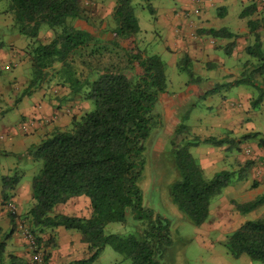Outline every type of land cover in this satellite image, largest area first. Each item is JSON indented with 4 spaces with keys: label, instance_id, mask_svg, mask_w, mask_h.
<instances>
[{
    "label": "trees",
    "instance_id": "obj_1",
    "mask_svg": "<svg viewBox=\"0 0 264 264\" xmlns=\"http://www.w3.org/2000/svg\"><path fill=\"white\" fill-rule=\"evenodd\" d=\"M6 1L17 32L27 38L24 53L30 78L18 98L35 89L47 70L56 69L57 64L60 77L65 71L59 82L68 83L72 93H80L93 106L78 117L72 116L68 129L57 130L28 149L37 169L29 181L32 204L23 216L27 229L37 245L42 242L38 234L58 226L78 232L88 255L75 264H89L104 245L129 264H161L162 252L170 244L169 220L141 205L138 180L144 162V139L154 118L153 108L166 88L164 62L157 54H147L136 46L127 51L88 32L86 25L92 23V17L80 0ZM131 1L114 0L111 11L113 31L122 39L134 37L138 31ZM253 14L256 16L246 20L253 39L244 52L259 62L247 75L234 81V84L251 83L257 89V95L250 100L251 107L259 104L264 92L250 80L253 75L264 80V54L258 36V29H264V6L258 10L250 3L238 14L241 18ZM78 23L85 25V29L79 28ZM41 24L52 32L47 42L37 38ZM204 32L213 37L235 36L222 28ZM134 63L139 67L138 74L134 73ZM66 72L71 74L67 76ZM76 73L78 77L73 78ZM177 128L169 150L176 177L168 185V195L177 210L197 227L206 220L211 201L233 180L242 179L252 161H244L237 170H218L206 176L189 148L200 144L221 146L229 140L211 136L177 140L176 134L188 132V127L180 124ZM249 140L264 149V135L249 131L238 137V142ZM12 173L0 176L3 205L8 203L21 176ZM257 184L253 180L250 187ZM78 196L88 199L87 217L52 212L56 204ZM263 202L264 192L247 202L231 201L239 214ZM8 215L11 221L16 217L11 212ZM127 215L137 221L133 230L104 233L105 224L124 223ZM52 241V237L47 238L44 244ZM221 243L225 253L233 258L246 254L253 262L264 264V217L244 220L227 232ZM41 253L42 261L46 262L48 252Z\"/></svg>",
    "mask_w": 264,
    "mask_h": 264
},
{
    "label": "crops",
    "instance_id": "obj_2",
    "mask_svg": "<svg viewBox=\"0 0 264 264\" xmlns=\"http://www.w3.org/2000/svg\"><path fill=\"white\" fill-rule=\"evenodd\" d=\"M173 1L176 3L171 8H161L159 6L149 8L155 23L154 33L162 39L160 51L164 53L166 59L163 60L161 58V52L160 54L159 52L153 53L161 58L165 66L170 62L176 69L179 66V60L182 58L187 60L198 75L197 78L190 77L189 81L184 84L185 88L190 90L189 94H185L187 96L196 95L203 97V101L206 103L205 107L209 109L208 99L212 97L215 93L214 91L220 86V83L217 82L218 80H225L223 85L229 88L230 86L232 87L235 80L242 77V75L235 77L232 75V63L224 64V60L222 61L218 51H222L226 56L237 58L241 51L244 50V47L252 42L245 17L241 18L238 14L243 7L250 3H254L259 10L264 6V0ZM113 5L114 0L106 6L92 0L91 7L87 11L88 15L92 17V23H87L86 28L88 32L102 41L123 49L124 46L121 41L125 39L120 38L113 31L114 22L111 19ZM237 5H239V10L233 14V10ZM252 16L249 18H253ZM78 25L79 28H84L85 26L82 23H78ZM209 28L226 29V31L233 33L235 36L213 37L204 32ZM0 29L3 33L5 27H0ZM258 32L263 31L258 29ZM12 36L18 40L20 34L12 33ZM131 39L133 41L132 46L137 47L135 36L131 37ZM0 42H2V38H0ZM259 42L264 46V33H261ZM14 43V40L9 43L11 47L0 43V106L5 101L8 103L9 109L14 111L16 116L15 121L19 124V131L16 132L12 127H6L3 131H0V153L6 155L15 152L20 154L22 160L15 163L12 162L13 160L5 158L0 164V176L9 175V173L14 171L21 175L12 190V195L9 197L12 205H14L15 214L20 215L25 213L32 204L29 179L37 169V164L27 154L28 149L57 130L67 129L68 125H70V118L72 116L78 117L87 111L90 107V102L83 99L80 93H72L67 84L58 82V78H53L50 73H46L42 82L29 94L20 98L18 96L8 99L6 91H11L10 87L12 85H4V78L18 81V83L15 82L17 84L13 94H16L17 90L24 88L30 78L27 70L22 66L24 61L28 63L27 56L23 57V47L27 43V38L21 39L18 45ZM145 49L141 48L147 54H153ZM217 68L223 70L221 76L216 74ZM5 71L13 73L8 77L4 74ZM134 73H137L136 69ZM165 76V92L159 95L156 102V105L158 103L162 105L161 111L162 109L167 111L163 118L164 122L169 120V118H173L181 100L186 97L181 92L178 94L169 93L166 67ZM241 84L244 83H239L235 86L238 87ZM4 89L6 90L4 91ZM240 94L241 102H236V104L232 105V108H227L223 99L218 102L214 100V103H217L216 116L209 125L210 128L219 129L216 138L225 137L228 139L227 147L233 145L238 154L223 156L219 149L215 148L221 146H210L208 144L193 146L195 154L191 155L197 160L206 176H210L218 170H237L243 165L244 161L255 160V155L258 156L256 157L257 159L264 156V149L257 147L254 141L238 142V137L241 134L253 131L248 110L252 99L251 94L248 91H241ZM3 111L2 107H0V117L5 115ZM25 122L31 123V126L23 131L20 126ZM246 147L250 149L249 155L243 154V149ZM226 151L230 150L226 149ZM261 162H264L263 157H261ZM259 164L261 163L255 162L254 165L258 166ZM262 167H264V164H262ZM252 169L249 166L247 172L245 170L243 174V178L245 177L246 180L243 192L245 193V199L248 200L239 202L235 196L224 194L222 191L221 195L211 201L206 220L198 226L200 230L205 229V234L209 231L219 233L216 240H220V243L227 232L234 229L244 220L251 219L244 218L242 214L235 211L231 201L238 203L247 202L264 192V184L258 183L256 186L250 187L253 180H258L254 177V170ZM62 207L65 210L59 209ZM66 207L70 209L66 210ZM257 207H260V211L255 214L256 217L257 215H264V202ZM52 212L87 217L90 212L88 199L84 196L69 198L65 203L56 204ZM237 219L239 220L235 226L229 230L221 231L225 228V225L230 226ZM15 223V219L13 221L9 219L8 212L0 202V243L3 245V249L0 251V264H31L30 256L33 249L29 248L27 241L17 229ZM38 235L41 237L42 242L38 245L35 242V248L41 256L43 250L49 254L47 261L43 262V264H75L76 260L87 256L84 255L86 253V245L81 242L79 233L76 231L70 232V230L58 226ZM50 237L53 238L54 242L44 244V241ZM253 264L258 263L254 262Z\"/></svg>",
    "mask_w": 264,
    "mask_h": 264
},
{
    "label": "rangeland",
    "instance_id": "obj_3",
    "mask_svg": "<svg viewBox=\"0 0 264 264\" xmlns=\"http://www.w3.org/2000/svg\"><path fill=\"white\" fill-rule=\"evenodd\" d=\"M95 1L106 6L113 0ZM80 2L86 7L87 11L90 9L92 0H87L86 3L83 0H80ZM131 3L133 5V15L139 27L137 33L135 34V42L137 44V47L139 49L146 48L145 50L147 52H159L160 54L162 39L156 33H154L155 23L153 20V15L150 12L149 8L158 6L161 8H171L176 2H174L173 0H132ZM6 4V0H0V27H5L3 33L0 29V38H2V42L0 43H4L8 47H11V44L9 43H11L13 40L15 42L14 44L18 45L21 39L26 38L21 34L18 40L14 39V36H12V33L17 34L18 32L16 26L14 25L12 14L6 9ZM238 10L239 5L235 7V9L233 10V14H235ZM255 16L256 15L254 14L252 17ZM248 18L249 17H245V20H247ZM259 30L263 31L260 33L258 32V36L260 37L261 33H264V30L260 28ZM250 36V39H253L251 34ZM51 37L52 32L48 29L47 25L41 24L39 26L37 38L42 42H47ZM132 42L133 41L131 37L121 41V44L124 46L123 49L127 51L133 49L134 46H132ZM25 47L26 45L23 48ZM260 49L264 54V46L262 44H260ZM218 54L222 58V61L224 60V64H228V62L232 63L233 68H231V73L234 77L241 75L242 77H244L248 74V71L253 67V65H257V63L259 62L257 58L246 54L244 50L241 51L237 58L226 56L222 51H218ZM160 56L163 60L166 59L164 53H162ZM23 57H25V53ZM178 65L179 66L176 69L172 64H170V62L166 64L165 67L167 75V87L169 93L178 94L181 92L186 97H183V99L181 100L180 105L175 111L173 118H169V120L165 122L163 118L166 115L167 111L163 109L161 111L162 105L160 103H158L157 105L155 104L153 108V122L150 125L148 134L145 137L143 143L144 162L138 180V186L141 191V205L151 209L154 213L166 217L169 220L170 244L164 248L160 258V262L161 264H253L254 262L246 254H241L236 258L227 255L222 243L219 242L220 240H216V237L219 234L216 231H209L207 232V234H205V229L200 230V227H195L191 223H189L187 218L181 212H179L175 205L170 201L168 195V185L176 177V173L170 159L171 156L169 150L171 147L170 140L175 134V131L179 129L177 127L180 124L187 125L188 127V132L180 133V135L176 134L177 140H180L182 137L184 140H186L185 137L192 138L193 136H196L200 139L206 138L208 136L217 137V131L219 129L210 128L209 126L216 116L217 103H214V100H217L216 102H218L223 99L225 101V106L227 108H232L233 104H236V102L238 101L241 102V91H248L251 94V98H254L257 95V89L253 85H251V83L241 84L238 85V87L235 86L237 84H232V87L230 86L228 88L223 85L225 80L220 79L217 81L220 83V86L214 91L215 93L212 95V97L208 99L210 105L208 109L205 107L206 103L205 101H203V97H198L196 95V97L192 95L187 96L185 94H189L190 90H187L184 84L189 81L190 77L197 78L198 75L192 69V65H190L188 61L184 60L183 58L179 60ZM22 66H24V68L27 70L30 77L29 62L26 63V61H24ZM54 66L56 69H48L46 73L52 74L53 78L56 79H61L62 75L65 76L64 71L60 77V74L58 75L57 70L58 65L55 64ZM135 69L137 73L140 72L137 64H135L134 66V72ZM216 71V74L219 76L223 74L222 69L217 68ZM12 73L13 72H4V74L8 77H10ZM66 73L67 76L71 74L68 72ZM76 76L78 77L77 73L73 76V78H77ZM59 79H57L58 82L60 81ZM3 80L4 85H12L10 87L11 91H6V94H8V99L18 97L21 90L23 89L22 88L19 91L17 90L16 94H13V90H15L18 81H14V79L7 80L5 78ZM250 80L254 84H259V86L264 90V80L262 79V77H260L259 75L255 77L253 75ZM6 81H8L7 84ZM65 84L69 86L68 83ZM5 90L6 89H4V91ZM8 106L9 105L6 101L3 102L0 106L4 110L3 113L5 112V115H2L0 117V131H3L6 127H12L16 132H18L19 124H17V122L15 121L16 116L14 114V111H11ZM92 107L93 106L90 103V107L88 110H90ZM248 110L251 116L250 121L252 123L253 131L259 132L261 135H264V92L260 97L259 104L255 107L250 106ZM215 148L219 149L220 153L223 156L238 154L233 145L227 147V142L222 144L221 147ZM226 149H229L230 151H226ZM189 152L194 155V148L190 147ZM243 154H250L249 147L243 149ZM254 157L255 160H251L252 163L250 164V169L253 168L252 170H254V177L258 179L257 183L264 184V167H262V164H264V162H261V157L264 158V156H261L260 159L256 158L258 157L257 155H255ZM5 158L13 160L12 162L15 163L21 162L22 160L20 154H17L15 152L6 155H2V153H0V164L2 161H4ZM255 162H259L261 164L255 166ZM9 174L12 175L13 173ZM245 184V177L239 180L235 179L229 185L224 187L222 191L224 194H230L233 197L235 196L236 200L239 202H241L242 200H248L245 199V193L243 192V187L245 186ZM8 203L12 205L10 200L8 201ZM4 207L7 212H10L6 204H4ZM66 208V210L70 209L69 207ZM59 209L65 210L63 207ZM14 211L15 210L13 208V212L11 213L15 214ZM259 211L260 207H255L250 212L244 213L242 215L244 218L251 219L264 217V215H257L256 217L255 214ZM24 214L25 213L20 215L15 214V226L17 227V229H19L20 225L23 228L27 229L25 218L23 217ZM238 220L239 219L232 222L230 226L225 225V228L221 231L229 230L236 225ZM136 225L137 221H135L130 215H127L124 223H107L104 225L103 231L104 233H126L133 230ZM19 231L22 235L21 229H19ZM72 231L74 230H70V232ZM53 242L54 241H52V243ZM84 255H88L87 251L86 253H84ZM89 264H129V261L127 259H124L122 255L112 250L110 246L104 245L99 255Z\"/></svg>",
    "mask_w": 264,
    "mask_h": 264
},
{
    "label": "built area",
    "instance_id": "obj_4",
    "mask_svg": "<svg viewBox=\"0 0 264 264\" xmlns=\"http://www.w3.org/2000/svg\"><path fill=\"white\" fill-rule=\"evenodd\" d=\"M83 1L86 3L87 0H83ZM29 126H31V123L25 122V123H22L20 127L23 131H25L27 130ZM6 206L10 212H13V205L7 203ZM19 229H21L22 235L27 241L29 248L33 249V252L30 256L31 264H43L42 256L38 252V250L35 248V240L32 234L27 229L23 228L21 225L19 226Z\"/></svg>",
    "mask_w": 264,
    "mask_h": 264
}]
</instances>
